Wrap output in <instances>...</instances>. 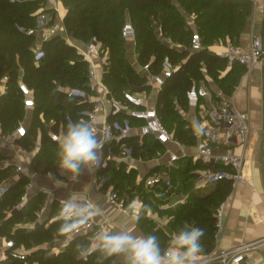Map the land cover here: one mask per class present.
I'll list each match as a JSON object with an SVG mask.
<instances>
[{"label":"trees","instance_id":"1","mask_svg":"<svg viewBox=\"0 0 264 264\" xmlns=\"http://www.w3.org/2000/svg\"><path fill=\"white\" fill-rule=\"evenodd\" d=\"M62 1L63 6L67 7L63 24L69 35L84 41L96 38L108 51L109 64L103 74V81L114 96H121L125 89L132 86L135 91H149V87L144 85L145 73L138 70L127 56L126 40L121 35V28L127 20L135 29V50L139 64L149 63L152 73L161 70L164 57L178 65L158 89L155 104L161 121L173 131L176 139L189 142L195 139L193 129L186 126L187 122L180 117L178 111V107H187L186 92L192 83L202 82L212 91L214 88H221L230 93L243 71V67L239 65L226 68L225 60L209 50L208 46L215 40L225 39L239 43L250 15V0ZM40 8L54 12L47 0H0V78L4 74L9 75L7 92L0 96V125L3 130L8 131L25 117L26 109L16 86L18 69L21 66L24 70L23 79L33 89L35 101L28 134L23 142L26 147L31 146L40 131L42 145L36 156L43 159L42 164L48 165L50 161L57 159L58 145L50 140L40 115L43 119L45 116H48V120L54 119L52 129L55 131L62 125L65 132L67 116L77 121L78 113L87 104L79 103L76 98L67 96L59 88H87V65L59 34L42 43L45 56L37 64L34 63L30 46L38 40V35H28L21 28L34 27L37 10ZM192 23L196 25L202 38L205 46L203 49H191L189 46L191 34L194 32ZM158 27L161 28V35ZM208 76L212 78L211 82H207ZM125 142L133 147L135 155L143 154L146 146L150 153L164 149L163 144L150 139L139 144L137 135ZM198 163L203 166L200 161ZM97 171L108 175L106 183L112 184L121 196L127 197V209L136 196L143 201L137 212H144L146 206H154L142 182L137 183L136 171H127L124 162H109L105 168H98ZM185 178L182 183L190 190L191 184L185 182ZM25 183L26 178L15 176L11 168L0 169V184H8L7 190L0 197V237L12 238L16 245H28L31 239L40 243L52 239L53 236L58 237L57 229L62 221L58 217L54 218L58 215L55 204L51 205L49 217L41 220L36 227L19 225L34 221L42 202V196L36 195L24 209L14 210ZM231 188L230 181H220L207 193L190 194L186 204L177 211V230L185 224L204 229V236L201 238L203 251L215 247V211ZM144 218L140 217L136 222L142 234L156 235L161 245L165 246L168 241L166 234L154 228ZM78 243L86 244L88 240L78 235L57 254H47V250L39 249L32 250L29 257L35 264H95L96 254L88 256L87 259L79 258L76 250ZM1 264L22 262L6 259ZM105 264H112V261H106Z\"/></svg>","mask_w":264,"mask_h":264},{"label":"built area","instance_id":"2","mask_svg":"<svg viewBox=\"0 0 264 264\" xmlns=\"http://www.w3.org/2000/svg\"><path fill=\"white\" fill-rule=\"evenodd\" d=\"M20 1V0H19ZM54 9L57 10L54 5ZM192 22V20H191ZM194 32L191 34L189 46L191 49H203L202 38L192 23ZM28 35H38V40L30 46L33 61L37 64L45 56L42 43L59 34L65 42L72 46L79 54L80 59L87 65V88H78L70 86H61V89L67 96L76 98L79 103L87 104L78 113L77 121H87L93 126V130L99 137L101 149V166L105 168L109 162L119 164L120 162H129L135 156L133 147L125 142L135 135L138 136V143L142 144L145 139L152 142H158L164 145L162 150L168 158V162H173L179 158L178 152L183 154L182 140L176 139L173 131L169 130L161 121L155 104L158 89L164 80L171 76L178 65L172 64L167 57H164L161 70L157 73L150 71L149 63L139 64L135 50V29L132 23L127 20L121 28V35L133 47V60L131 63L141 72L145 73V86L149 87L148 92L135 91L132 88L125 89L121 96L116 97L103 81V74L108 69L109 58L108 51L104 48L101 41L96 38L84 41L73 38L69 35L64 24L59 28L55 23L48 26L21 28ZM161 35V28L158 27ZM218 47L217 50L211 47ZM216 54L225 60L226 68L234 65L242 66L244 70L250 71L257 63L264 58V33L260 30L252 31L249 42L246 46L234 43L229 39L215 40L208 46ZM24 70L20 66L16 78V86L24 108L25 117L13 129L5 131L0 125V169L11 168L15 176H23L26 183L23 192L19 196L14 210L24 209L30 200L36 196H42V202L36 211L37 218L29 223L19 224L23 227L34 228L40 221L49 217L51 205L55 204L58 211L62 202L67 199L56 195V192L62 187L56 186V181H63V184L77 182L79 177L62 175L57 167L56 161L42 175L47 178L52 186L48 187L40 184L36 180L37 171L31 165H25L21 161L22 154H27L34 158L41 143L34 140V144L29 147L23 142L28 134V125L31 121V110L35 104L34 91L23 79ZM9 75L4 74L0 78V96L6 94ZM187 103L190 106H196L201 99L207 100V107L204 111V119L196 132L199 137V144L196 151V160L200 161L203 168L196 174L200 181L196 187L214 186L220 181H230L231 185L245 182V162L246 158L243 152L236 153L232 150L234 146L245 147L250 133V118L247 111L239 110L233 103L230 93L221 88H214L212 91L206 84L193 82L186 92ZM182 113V110H179ZM41 120L48 132L51 141L57 143V139L62 135V125H59L57 131L53 130L54 119L46 124L42 115ZM74 121L70 116L66 117V125ZM40 136V131H38ZM37 136V135H36ZM41 137V136H40ZM173 143L176 150L172 151L166 147V144ZM220 143L226 146L223 152H215L214 147ZM143 155L150 157L149 147L144 148ZM98 169L92 175L90 185L93 186L104 200L111 204L114 209L126 214V198L121 196L112 184H107L109 178L104 173H98ZM143 188L152 200L168 196L174 186L171 177L166 172H153L143 176L139 180ZM8 188V184H0V197ZM83 198L98 205L89 195V189L84 192ZM228 198L227 196L220 202L215 211L216 233L222 229L224 209ZM99 208V207H98ZM100 209V208H99ZM55 216L54 218H57ZM53 218V219H54ZM101 230L113 231L114 224L110 217L101 212L90 223L85 231L81 232L88 243ZM53 242L60 240L54 238ZM264 242V237L235 245L228 249H217L216 247L203 251L197 264H240L245 260V256L260 243ZM65 248L63 241L60 245L53 248L49 254H57ZM33 248H26L24 245H16L12 238L0 237V264L6 259H17L22 264H35L29 257Z\"/></svg>","mask_w":264,"mask_h":264},{"label":"crops","instance_id":"3","mask_svg":"<svg viewBox=\"0 0 264 264\" xmlns=\"http://www.w3.org/2000/svg\"><path fill=\"white\" fill-rule=\"evenodd\" d=\"M48 1H50L53 9L54 5L57 8V10L54 9L56 13L55 24L61 28L63 26L66 8L59 0ZM250 1L251 8L248 22L239 38V44L243 46L248 44L252 31L260 30L264 33V0ZM47 14L48 12L42 13L40 17L44 18ZM192 19L191 16L190 20ZM128 44L127 51L129 48L131 52H133L132 44L130 42ZM211 48L215 50L218 49L216 46ZM230 94L234 105L239 110L247 111L250 118V133L246 146H234L232 148L236 153H244L246 158V181L233 185L231 191L227 194L228 200L224 209L223 226L222 229L216 233L215 247L217 249H228L235 245L264 237V159L262 157V148L264 145V58L250 71L243 69L237 84ZM207 102V100L201 99L196 106L187 105V110L183 107H178V111L182 110V113L179 111V114L186 119V126L192 128L195 135L193 141L189 142L182 140L183 154L176 150V146L173 143L166 144L167 148L178 152V159L169 163L168 158L165 154L163 155L161 151L158 153L151 152L152 159L139 153L129 162H124L127 171L131 169L136 171L137 183H139V180L143 176L153 172L168 173L174 188L168 196L161 197L160 199L167 201L175 197L176 199L183 198L186 201V196L189 192L184 194V191H176L178 186L183 184L182 179L185 178V176L187 177L185 178V182H190L192 186L191 191H194L196 195L207 193L204 192L205 188L213 189V186L206 185L196 187V184L200 181L196 178L195 174L203 168V166L199 165L195 155L199 144V137L196 132L203 122ZM40 136L37 134L34 139L35 143H41ZM225 149L226 146L223 143L214 147L215 152H223ZM39 150H37L32 159L27 154H22L21 161L25 165H31L33 169H36V180L40 184L50 187L52 183L41 173L57 159L50 161L48 165L42 164L43 159H39L36 156ZM94 173L95 170L84 171L77 182L63 184L64 186L56 192V195L68 198L72 193H79L83 196L84 192L89 189V195L93 201L98 205L102 213L110 217L114 224V230H118L127 223L126 214L114 209L111 204L104 200L100 192L90 185ZM201 192L202 194H200ZM133 200L137 201L136 211H138L141 200L138 196L134 197ZM153 204H156V202ZM129 227L133 228L137 234L143 235L135 221L129 223ZM240 264H264V242L251 250L245 256V260Z\"/></svg>","mask_w":264,"mask_h":264},{"label":"clouds","instance_id":"4","mask_svg":"<svg viewBox=\"0 0 264 264\" xmlns=\"http://www.w3.org/2000/svg\"><path fill=\"white\" fill-rule=\"evenodd\" d=\"M57 145L56 164L62 175L78 177L84 171H94L101 166L102 144L87 121L69 122L57 139ZM56 186H64L63 181H56ZM136 208V200L129 203L127 223L118 230H101L89 243L76 244L79 258L87 259L96 254L95 264L110 260L114 264L115 258H122L124 264H197L203 253L204 229L185 224L171 233L162 246L156 235L137 234L129 227V223L140 219ZM99 214L100 209L81 194H70L58 211L62 223L57 234L63 237L64 246L70 245Z\"/></svg>","mask_w":264,"mask_h":264},{"label":"rangeland","instance_id":"5","mask_svg":"<svg viewBox=\"0 0 264 264\" xmlns=\"http://www.w3.org/2000/svg\"><path fill=\"white\" fill-rule=\"evenodd\" d=\"M61 3H63L62 0H59ZM47 3L49 6H51L50 1L47 0ZM65 7V6H64ZM66 8V12H67V7ZM38 14L36 15V19H35V23H34V27H41V26H48L52 23H55V17H56V13L54 12H50L48 10H43L42 8H40L39 10H37ZM48 12V14L42 18L40 17L42 13H46ZM66 14V13H65ZM193 14L191 13V16ZM129 45V44H128ZM127 56L128 58L132 61L133 60V55L131 50L128 48L127 51ZM207 82H211L212 78L211 77H206ZM202 83V82H201ZM204 84V83H202ZM185 110H187V108H185ZM181 118H183L185 121L186 119L183 116H180ZM46 124H49V120H48V116L44 118ZM176 125V123H175ZM175 125L173 127H175ZM155 153L161 152L160 150H155ZM190 185V182H188ZM192 190V186L191 189H186V185L185 184H180V186H178L177 190L178 192H185L184 194H186L187 192H189V194L186 196V201L183 198L180 199H176L175 197L170 198L169 200H164V199H156V204H154V206H146L144 212L140 213V217H145V220L150 221V223L152 225H154V228L159 229L160 231H162L163 233L166 234L167 239L170 238L171 233H173L174 231H177V227H178V221L175 220V218L177 217V211L179 208H182V206L184 204H186L187 200L190 198V192L192 195L195 194L194 191ZM211 189L209 188H205L204 192H208ZM202 194V192L200 193ZM196 195V194H195ZM141 202L143 203V201L141 200ZM148 207V208H147ZM27 228H29L27 226ZM54 238H58L60 240V242L55 243L53 242ZM32 241H30V243L28 245H24L26 248H33L34 250H39V249H44L47 250V254H49L50 252H52L53 248L60 245V243L63 241V237L61 236H53L52 239L47 240V241H42L40 243L35 242L33 239H31ZM123 260L122 258H115L114 259V264H119L121 263ZM113 264V262H112Z\"/></svg>","mask_w":264,"mask_h":264},{"label":"water","instance_id":"6","mask_svg":"<svg viewBox=\"0 0 264 264\" xmlns=\"http://www.w3.org/2000/svg\"><path fill=\"white\" fill-rule=\"evenodd\" d=\"M262 157L264 159V145H263V148H262Z\"/></svg>","mask_w":264,"mask_h":264}]
</instances>
